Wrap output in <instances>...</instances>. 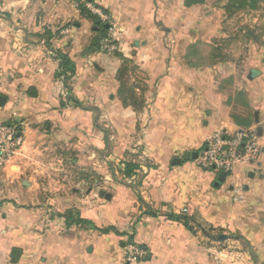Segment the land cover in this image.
<instances>
[{"label": "crops", "instance_id": "1", "mask_svg": "<svg viewBox=\"0 0 264 264\" xmlns=\"http://www.w3.org/2000/svg\"><path fill=\"white\" fill-rule=\"evenodd\" d=\"M94 2L113 20L120 47L115 54L94 49L97 25L76 0H0V96L5 97L0 121L16 125L24 138L1 179L0 264H125L129 239L149 253L137 264H263L264 0L242 1L230 9L238 0L189 7L185 0ZM217 40L225 51L235 49L216 58ZM58 51L74 64L68 88L56 77ZM119 54L136 62L155 96L153 125L143 138H135V114L117 96ZM216 78L218 84L212 82ZM232 80L235 84H229ZM63 93L80 104L61 106ZM101 121L115 129L108 139L113 156H122L136 141L145 145L148 160L139 186L150 208L144 212L133 179L117 183L102 164ZM251 127L258 135L261 131L259 161L248 165V174L240 166L233 183L214 198L203 194L222 187L216 186L220 174L198 171L193 158L173 162L186 152L199 153L218 129ZM196 129L201 138L190 136ZM54 144L70 148L76 159L84 155L113 189L111 198L79 193L62 197L58 205H76L97 227L126 222L133 232H53L51 188L58 183L45 185L39 178L50 174L42 156ZM227 190L236 192L238 202ZM218 229L237 233L235 250L209 244Z\"/></svg>", "mask_w": 264, "mask_h": 264}, {"label": "rangeland", "instance_id": "2", "mask_svg": "<svg viewBox=\"0 0 264 264\" xmlns=\"http://www.w3.org/2000/svg\"><path fill=\"white\" fill-rule=\"evenodd\" d=\"M60 31V30H59ZM235 31V30H232ZM57 35V34H56ZM215 47H213V55H215L216 58L220 56V53H231L232 49H235L234 46L231 48L229 47L228 51L224 50V47L221 45L220 42L217 40L215 41ZM202 48V46H201ZM205 47L202 48L201 52ZM236 51L234 50V53ZM220 58V57H219ZM134 64L137 66V69L135 71H131L128 73L127 76V85L136 87L137 93H143V103L140 110H137L136 108L128 105L126 106L123 101L120 99L119 94L117 93L118 98L121 101V105L125 108H131L132 111L135 114L136 117V131L134 132L135 138H143L142 135H147L149 133L150 128L152 127L151 123V103L155 99V96L151 95L150 91V85L148 83V78L146 74L140 69V67L134 62ZM133 65V64H132ZM71 80V79H70ZM69 80V83H70ZM64 81V80H63ZM219 79H213L212 82L214 84H218ZM65 82V81H64ZM68 83V85H69ZM71 84V83H70ZM229 84H235V82L232 80ZM153 97V98H152ZM141 104V103H140ZM139 104V105H140ZM146 114V116H145ZM101 117V114L99 115V118ZM104 115H102L103 119ZM102 124V125H101ZM100 128L102 129L103 133L106 137V142H104V145L101 147V153L103 154L102 159L105 161V164L103 166L105 168H109L113 171L114 176L117 178V183H124L127 180L133 179V188L137 192L138 196V202H139V210L141 212H144L146 208H150L145 201L143 200L141 196V189L139 186L140 180H139V172L142 170V165L147 164V154L144 153L146 150L144 144H137V141L135 142V146L132 145L131 149L126 151L122 156H113L111 152V148H109V142L108 139L110 138L111 134H114L115 129L114 127L108 125L107 123L101 121ZM202 131L201 129L192 130L190 133V136L194 138H201L202 137ZM49 148L45 151V154L42 156L43 159L47 162L49 168H50V174L48 175V178H39L40 183L48 184V182H53V180L58 183V185H61L62 188L52 187L51 192L55 195L53 196L52 201V214L54 216L53 219L55 221L53 222L52 230L53 232L56 230L58 233H75L79 232L80 229H92V230H99L100 233H121L123 235L124 233L133 232L132 229L125 227L127 225L126 222H119L118 226H103V227H97L94 222L91 220H88L84 218L81 215V212L79 209L74 205L73 207L69 208H63L64 206H59L58 202L62 203L61 199L62 197H67L69 195H77L79 197V193L81 196H92L95 193L99 195L101 199L105 198H111L110 196L107 197L108 194L112 192L113 189H111L108 182H105L104 176L101 173H98L94 168L91 166V162H87V158L83 156H79V159L75 158L73 156L74 152L70 150V148H63V147H56L55 148ZM190 165V163H189ZM251 166V165H250ZM191 167V165H190ZM198 171L200 172L205 171L201 168H198L195 166ZM193 169V168H191ZM249 167L243 166L242 172L244 174H248ZM130 172L128 175L127 172ZM208 175L212 176L213 172H208ZM80 173L87 175L86 181L79 180L78 177H80ZM233 174H228L226 182H221L222 187H215L213 186L212 190H206L203 194V197L205 199L214 198V194L219 193L224 189V187L227 186L228 183H233ZM80 183V184H79ZM56 185V184H53ZM80 185V186H79ZM215 185V184H214ZM44 187V186H43ZM221 190V191H220ZM228 192L231 190H227ZM49 193V192H48ZM236 192L231 193V200L236 201ZM59 198V199H58ZM58 209L62 212H59ZM209 209L207 208V211ZM209 213V211H208ZM211 213V212H210ZM63 217V218H60ZM61 219V220H59ZM70 228H74L73 230H70ZM215 234H213L212 238L210 239L209 244L213 247H225L227 248L229 245H232L233 250H235V247L237 246L236 241L234 240L235 235L237 233H221L223 232L222 229H218ZM223 234H226L229 238H232L231 241L225 242V240L222 238ZM132 237V236H131ZM128 244H130V239L127 240ZM226 244V245H225ZM225 245V246H224ZM235 246V247H233Z\"/></svg>", "mask_w": 264, "mask_h": 264}, {"label": "built area", "instance_id": "3", "mask_svg": "<svg viewBox=\"0 0 264 264\" xmlns=\"http://www.w3.org/2000/svg\"><path fill=\"white\" fill-rule=\"evenodd\" d=\"M76 4L78 7L81 4L85 5L108 26V31L100 39V51L108 54L117 53L120 47L115 40V26L110 15L90 0H76ZM65 32L67 29L62 31ZM23 144L24 138L18 127L0 121V189L2 174L7 163L19 153ZM261 154L262 146L255 127L239 128L233 132L221 128L206 140L193 162L196 167L205 171L217 175L224 172L228 175L236 172L240 166L257 163ZM148 254L144 247L130 243L126 248L125 264H137L145 260Z\"/></svg>", "mask_w": 264, "mask_h": 264}, {"label": "trees", "instance_id": "4", "mask_svg": "<svg viewBox=\"0 0 264 264\" xmlns=\"http://www.w3.org/2000/svg\"><path fill=\"white\" fill-rule=\"evenodd\" d=\"M94 2V0H90ZM206 0H185V6H193L197 4H203ZM242 1L247 0H238V2H232L228 5V8L230 9L232 6L237 7V3L239 5L242 4ZM250 1H258V0H250ZM95 3V2H94ZM96 4V3H95ZM99 6V5H98ZM80 11L83 15L86 17H89L94 21V23L97 25V30L95 33V39L93 42V47L95 50L101 49V43L100 39L103 37L106 32L108 31V26L104 24L97 15H95L91 10H89L85 5L81 4L79 6ZM58 58H59V67L56 72V77L58 79H62L65 82V87L68 88V81L71 79L75 72L74 64L69 58L68 54L58 51ZM119 57L122 59V65L118 70L117 77L120 82V89L118 91L120 99L123 101V103L128 106H132L136 108L137 110H140L143 103V93H137L136 87L127 85V76L128 73L131 71H135L137 69V66L134 64V60L129 59L125 57L122 54H119ZM133 64V65H132ZM63 100L61 101V106H67L68 104H76L79 105L80 101H78L76 98H74L73 95H65L63 96ZM66 97V98H65ZM141 103V104H140ZM140 104V105H139ZM130 172L128 171L126 174L128 175ZM80 177H78L79 180L86 181L87 175L80 173ZM14 252V251H13ZM16 256L13 255L12 262L16 261ZM264 264V263H263Z\"/></svg>", "mask_w": 264, "mask_h": 264}, {"label": "water", "instance_id": "5", "mask_svg": "<svg viewBox=\"0 0 264 264\" xmlns=\"http://www.w3.org/2000/svg\"><path fill=\"white\" fill-rule=\"evenodd\" d=\"M5 100L4 96H0V104L2 105ZM259 135L261 134V131H258ZM198 152H186L185 155L182 158H175L174 159V164H180L183 161L189 160L190 158H197ZM226 174L223 172L219 175L218 180L216 182V186H219L221 182L225 180ZM110 195L108 194L107 197ZM223 239L227 238V236H222ZM133 243V242H132Z\"/></svg>", "mask_w": 264, "mask_h": 264}]
</instances>
